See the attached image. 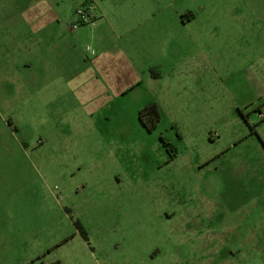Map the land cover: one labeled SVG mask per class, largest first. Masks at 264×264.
<instances>
[{
	"label": "rangeland",
	"instance_id": "374dc122",
	"mask_svg": "<svg viewBox=\"0 0 264 264\" xmlns=\"http://www.w3.org/2000/svg\"><path fill=\"white\" fill-rule=\"evenodd\" d=\"M38 1L0 0V264H264V0Z\"/></svg>",
	"mask_w": 264,
	"mask_h": 264
},
{
	"label": "built area",
	"instance_id": "2783aa9c",
	"mask_svg": "<svg viewBox=\"0 0 264 264\" xmlns=\"http://www.w3.org/2000/svg\"><path fill=\"white\" fill-rule=\"evenodd\" d=\"M95 14V7L89 5V3H86L85 5L81 6L76 11V15L78 16L79 20L74 26V29L83 26H94L97 21Z\"/></svg>",
	"mask_w": 264,
	"mask_h": 264
},
{
	"label": "crops",
	"instance_id": "0c3cea01",
	"mask_svg": "<svg viewBox=\"0 0 264 264\" xmlns=\"http://www.w3.org/2000/svg\"><path fill=\"white\" fill-rule=\"evenodd\" d=\"M43 0H39L38 1V3H42V4H40L41 5V7L43 6ZM39 5H35V4H32V6L30 7V11H35L36 9H37V7H38ZM44 7V9L46 10V6H43ZM102 17V16H101ZM185 27L184 28H187V24H183ZM57 39H59L58 40V43H63V38L61 37V35H59V37H57ZM59 47V46H58ZM184 65H185V61L184 62H181V63H179V64H173V66H172V71L173 72H179L181 69H182V67H184Z\"/></svg>",
	"mask_w": 264,
	"mask_h": 264
},
{
	"label": "trees",
	"instance_id": "16d2710c",
	"mask_svg": "<svg viewBox=\"0 0 264 264\" xmlns=\"http://www.w3.org/2000/svg\"><path fill=\"white\" fill-rule=\"evenodd\" d=\"M146 115H153L155 117L156 123L159 122V120H160L158 109H157V106L155 104L145 108L140 113L141 118L145 117ZM155 127H156V125H154V128Z\"/></svg>",
	"mask_w": 264,
	"mask_h": 264
}]
</instances>
